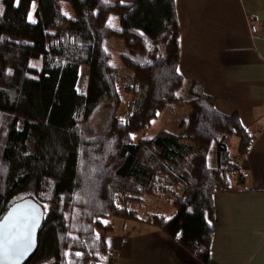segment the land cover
I'll return each instance as SVG.
<instances>
[{
	"label": "trees",
	"instance_id": "16d2710c",
	"mask_svg": "<svg viewBox=\"0 0 264 264\" xmlns=\"http://www.w3.org/2000/svg\"><path fill=\"white\" fill-rule=\"evenodd\" d=\"M33 1L0 0V219L24 197L45 209L24 264H114L106 241L112 226L102 218L115 215L159 226L207 262L214 196L245 185L238 159L257 133L179 72L175 0H36L35 22ZM112 38L126 47L120 64L106 47ZM81 66L88 67L82 88ZM185 83L190 110L177 130L134 141V132L179 102ZM121 89L130 96L126 118L117 113L127 101ZM109 101L108 122L91 128ZM146 196L170 202L174 214L139 216L131 205Z\"/></svg>",
	"mask_w": 264,
	"mask_h": 264
},
{
	"label": "crops",
	"instance_id": "0c3cea01",
	"mask_svg": "<svg viewBox=\"0 0 264 264\" xmlns=\"http://www.w3.org/2000/svg\"><path fill=\"white\" fill-rule=\"evenodd\" d=\"M175 3L179 72L214 96L219 111L237 113L243 125L257 133L248 154L238 159L246 182L241 189L214 196L215 226L207 262L159 226L140 220L136 229L121 236L111 231L108 248L115 264H264V35L252 32L264 20V0Z\"/></svg>",
	"mask_w": 264,
	"mask_h": 264
},
{
	"label": "rangeland",
	"instance_id": "374dc122",
	"mask_svg": "<svg viewBox=\"0 0 264 264\" xmlns=\"http://www.w3.org/2000/svg\"><path fill=\"white\" fill-rule=\"evenodd\" d=\"M36 8H37V1L34 0L32 2L30 12H29V19L30 21L35 22L37 20L36 15ZM63 8L66 12H68L71 16H73L71 4L68 1L63 2ZM119 25V17L117 15L113 16V26ZM106 47L110 52L113 54V59L116 61L118 60L120 64V54L126 50L125 44L121 39H107L106 40ZM32 65H37L38 60L34 59L31 62ZM88 67L81 66L80 68V88L83 87L84 79L83 77L87 74ZM189 85L186 83L184 84L183 88L180 90V100L179 102L172 103L164 108L162 111L155 116L148 126L144 129L136 131L133 133L134 141L139 140L143 137H150L156 134L161 129H167L171 131H175L178 128L179 121L184 118L188 111L190 110V105L188 104L187 92H188ZM123 96L126 97L125 103L123 102L121 106L118 108V114L121 115L123 118H126L128 115V101H129V94H127L123 89H121ZM114 110V103L113 101H109L104 106L100 107L97 112L91 117L88 121L89 126L95 130H100L109 120L111 114ZM235 137H231L230 141L232 146L230 145L231 152H234L233 146L235 144ZM235 153V152H234ZM211 163L215 162V157L213 154L210 155ZM131 208L136 209L137 214L139 216H147L151 212H160L167 216L173 215L175 210L173 211V206L170 202H167L165 199H159L153 196H146L145 202L143 204H132ZM103 222L106 225L112 226L113 234L121 236L123 233L127 231H132L137 228L136 219L124 216H107L102 218ZM109 232V233H110ZM108 233V234H109ZM108 236V235H107ZM116 257V256H115ZM115 257H113V263L115 264Z\"/></svg>",
	"mask_w": 264,
	"mask_h": 264
},
{
	"label": "water",
	"instance_id": "95a60500",
	"mask_svg": "<svg viewBox=\"0 0 264 264\" xmlns=\"http://www.w3.org/2000/svg\"><path fill=\"white\" fill-rule=\"evenodd\" d=\"M45 215L43 205L24 197L9 206L0 219V264H24L35 252ZM9 248L16 249L7 255Z\"/></svg>",
	"mask_w": 264,
	"mask_h": 264
},
{
	"label": "built area",
	"instance_id": "2783aa9c",
	"mask_svg": "<svg viewBox=\"0 0 264 264\" xmlns=\"http://www.w3.org/2000/svg\"><path fill=\"white\" fill-rule=\"evenodd\" d=\"M253 34L256 35H264V20L261 19L257 22V24L252 29Z\"/></svg>",
	"mask_w": 264,
	"mask_h": 264
},
{
	"label": "snow or ice",
	"instance_id": "6c2138e0",
	"mask_svg": "<svg viewBox=\"0 0 264 264\" xmlns=\"http://www.w3.org/2000/svg\"><path fill=\"white\" fill-rule=\"evenodd\" d=\"M17 3H19V0H17ZM29 19H31V17H29ZM189 211H191V209H189ZM15 252H16V249H14V248H9V249L7 250V252H6V254H7V255H14ZM77 255H79V254H77Z\"/></svg>",
	"mask_w": 264,
	"mask_h": 264
}]
</instances>
